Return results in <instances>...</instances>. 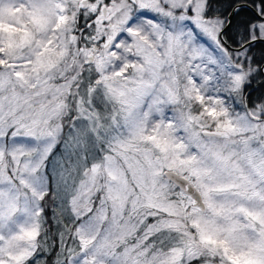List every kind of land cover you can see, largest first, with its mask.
Masks as SVG:
<instances>
[{
  "label": "snow or ice",
  "instance_id": "1",
  "mask_svg": "<svg viewBox=\"0 0 264 264\" xmlns=\"http://www.w3.org/2000/svg\"><path fill=\"white\" fill-rule=\"evenodd\" d=\"M0 264H264V0H0Z\"/></svg>",
  "mask_w": 264,
  "mask_h": 264
}]
</instances>
